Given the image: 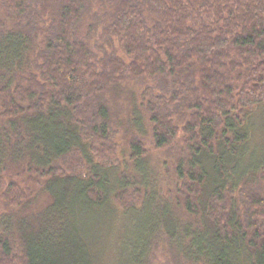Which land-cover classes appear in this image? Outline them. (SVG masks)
I'll return each mask as SVG.
<instances>
[{
	"label": "trees",
	"instance_id": "1",
	"mask_svg": "<svg viewBox=\"0 0 264 264\" xmlns=\"http://www.w3.org/2000/svg\"><path fill=\"white\" fill-rule=\"evenodd\" d=\"M263 105L264 0H0V264H264ZM149 132L176 197L138 208ZM111 200L100 257L76 214Z\"/></svg>",
	"mask_w": 264,
	"mask_h": 264
},
{
	"label": "rangeland",
	"instance_id": "2",
	"mask_svg": "<svg viewBox=\"0 0 264 264\" xmlns=\"http://www.w3.org/2000/svg\"><path fill=\"white\" fill-rule=\"evenodd\" d=\"M96 45H101V40L99 37L97 38ZM249 118L250 122L248 127L251 133L249 140V148L252 152L257 153L258 157H262L264 156V105L258 108L253 114H251ZM143 137L144 144L146 145L149 154L144 162H140V165L142 166L143 164L144 171H146L147 168L149 172L148 176L139 171V164H129L128 162L124 161V157L121 156L123 161L121 171L123 173H126L128 176L133 177L134 179L131 177L130 179L133 180V183H137V191H135V188L133 187L129 189L130 194L134 195V204L138 208L144 206L145 203L149 200L150 194L154 195L157 198V205L161 201L165 200H171V202L174 203L173 198L176 197V184H174L173 170L171 173V169L173 159L177 155V147L158 150L153 144L150 132L148 133V135ZM126 139L128 138H126L123 133L118 136L117 142L121 147V152L125 151L124 148ZM181 142H183V139ZM249 158L250 160L252 159L251 156H248L246 160ZM38 189L39 188H36L35 190ZM37 192L38 191H35L36 194ZM135 192L136 194H134ZM47 198V195L42 193L41 190H39L37 200L31 208H36L39 205L41 206L45 204L48 201ZM79 206L82 208V203L79 204ZM105 208V211H107V213H93L86 211L87 213L84 212L82 214V209L79 208V212H77L76 214L77 222H79V227L81 229L83 227L86 233H90L92 235V241L97 247V254L100 257L104 253L108 245L111 244L112 240L115 241V243L122 242L123 239L131 237L130 235L132 234L130 233L133 230V226L131 225V223L127 224V221L123 220L124 212L115 204L114 201L111 200L110 202H108ZM161 211H163L162 208ZM4 212L5 211L3 210V200L0 195V213L3 214ZM114 219L121 220L115 221ZM112 220L114 221L113 225L116 224L113 228V237H111L110 235V232L112 230V228H110V226H112ZM163 245L164 244H162L161 246ZM155 253L159 264H165V262H167L166 264H169L168 260H172V257L169 255V253L165 252V250L162 248L156 249ZM109 255L111 257V253ZM119 256L120 251L119 249H117L116 255L113 260H115V258L117 259ZM107 258L108 257L106 256V258L103 259Z\"/></svg>",
	"mask_w": 264,
	"mask_h": 264
}]
</instances>
